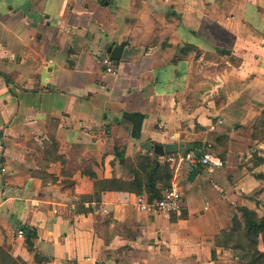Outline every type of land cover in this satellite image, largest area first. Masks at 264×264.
<instances>
[{"label": "crops", "instance_id": "crops-1", "mask_svg": "<svg viewBox=\"0 0 264 264\" xmlns=\"http://www.w3.org/2000/svg\"><path fill=\"white\" fill-rule=\"evenodd\" d=\"M260 7L264 0H0V245L36 264L24 235L14 237L27 226L43 264H234L216 238L234 216L242 221L240 207L258 213L264 202V191L252 196L262 186L254 174H264V143L253 137L264 109ZM114 46L123 51L108 74L100 58ZM20 140L48 143L42 155L56 174L30 165ZM174 143L173 154L210 144L224 162L191 175L170 154L157 156L171 172L167 189L182 195L181 216L139 211V199L167 190L157 192L159 183L96 194L83 174L128 182L122 159ZM58 155L86 168L65 173Z\"/></svg>", "mask_w": 264, "mask_h": 264}, {"label": "trees", "instance_id": "trees-1", "mask_svg": "<svg viewBox=\"0 0 264 264\" xmlns=\"http://www.w3.org/2000/svg\"><path fill=\"white\" fill-rule=\"evenodd\" d=\"M253 137L259 142L264 143V109L254 125ZM51 146H56L54 139H51ZM211 152L216 154L213 151ZM119 157L122 159V156ZM56 160L66 165V160L63 156H56ZM259 162L264 164V158H259ZM122 163L126 166L129 173H132V179L128 182L115 179L97 180L95 173L91 170L87 172L85 170L83 174L90 179H95L94 191L96 194L111 190L141 194L152 182L155 185L159 183V186H156L157 192L159 193L160 190L169 187L171 172L167 164H158L157 156H142L137 158L136 163L122 159ZM254 176L256 179L262 180V186L258 190H255L252 196H256L264 191V174H254ZM159 198L160 196L152 200ZM256 205L258 208L264 210V202L257 201ZM238 212L241 213L242 221L237 216H234L231 220L229 230L222 231L216 238V245L229 249L235 260V264H264V214L258 216L255 210H250L245 207H240ZM20 228L24 231L25 248L29 253H33L34 263H47L49 261L47 258L33 252L32 241L37 237L36 231L27 226H19ZM0 264L27 263L21 257L13 255L11 246L3 244L0 245ZM69 264L76 263L72 261Z\"/></svg>", "mask_w": 264, "mask_h": 264}, {"label": "built area", "instance_id": "built-area-1", "mask_svg": "<svg viewBox=\"0 0 264 264\" xmlns=\"http://www.w3.org/2000/svg\"><path fill=\"white\" fill-rule=\"evenodd\" d=\"M100 62L104 67V70L108 74H114V61L108 54H104L100 58ZM210 144H206L203 149L200 150V155H197L194 150L185 151L178 154H170L167 156L166 161L174 164H186L189 167H195L197 165L204 166L208 171L214 169H222L224 167L223 160L213 154L210 151ZM85 208H88V204H83ZM139 211L145 214H164L166 216L176 215L181 216L182 209L184 207L182 201V195L175 189L164 190L159 199L145 201L139 199L137 201ZM73 208V206H72ZM106 212V210H103ZM17 234L21 237L24 235V231L20 228Z\"/></svg>", "mask_w": 264, "mask_h": 264}, {"label": "rangeland", "instance_id": "rangeland-1", "mask_svg": "<svg viewBox=\"0 0 264 264\" xmlns=\"http://www.w3.org/2000/svg\"><path fill=\"white\" fill-rule=\"evenodd\" d=\"M261 12L264 14V7L261 8ZM224 55L225 54L223 53V51L220 52L219 58L224 57ZM230 62L232 64H236V62H238V61L236 59L235 60L230 59ZM221 67H222V65H220L218 68L220 69ZM18 143H19V145H17L16 147H22V151L25 150V152L26 151L28 152L27 153V156L30 157V159H29V164L30 165H33V166H36V167H40V168L49 167L50 168L49 171H52V172H54L56 174V172L58 171V165L57 164H54V165H50L49 166V161H47L44 158L45 156L42 155L43 154L42 153L43 152V147L44 148H48V146H50L48 143L44 144V146H43V144H40V140H38V141L37 140L36 141L35 140H31V141H27V142H24V141L20 140V141H18ZM86 162H88V160ZM81 165H83V164L82 163H74L73 161H70L65 166L64 172L65 173H71V174H73L78 169L86 168V166L85 167H82ZM34 170H35L34 175H36L40 179H43V181L50 180L52 183H55L56 186L60 185V184L56 183V181H54L53 178L50 179L49 176L45 174V172H43V171L41 172L40 171V173H38L39 170H37V169H34ZM82 183H84V182H82ZM64 184H65L64 187L67 186V188H69L68 187V184H67V181H65ZM75 186H71L72 188H71V190H69L71 193H73L74 191L78 190ZM79 189L82 191L83 190V187H81ZM262 200L264 201V197H263ZM257 209L259 210L258 213H257L258 216H261V215L264 214V210L262 208H258L257 207ZM14 237L15 238L16 237L17 238L20 237L17 234V231L14 232ZM112 257L115 258L114 255H112Z\"/></svg>", "mask_w": 264, "mask_h": 264}, {"label": "water", "instance_id": "water-1", "mask_svg": "<svg viewBox=\"0 0 264 264\" xmlns=\"http://www.w3.org/2000/svg\"><path fill=\"white\" fill-rule=\"evenodd\" d=\"M110 54V58L113 61H117L120 59L123 51V47L121 46H114V47H109L107 50ZM147 150L151 149L152 153L155 154L156 156H163L164 154H173L178 151V145L177 144H165V145H158L154 144L152 148H150L149 145L145 146ZM185 150H194L197 155H200V150L195 149L192 144H188L185 146ZM196 172H198V168H193L191 175H194Z\"/></svg>", "mask_w": 264, "mask_h": 264}]
</instances>
